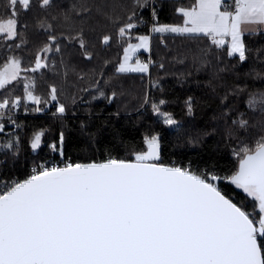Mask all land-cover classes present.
<instances>
[{"label": "snow or ice", "instance_id": "1", "mask_svg": "<svg viewBox=\"0 0 264 264\" xmlns=\"http://www.w3.org/2000/svg\"><path fill=\"white\" fill-rule=\"evenodd\" d=\"M35 2L42 9L51 4V0ZM148 2L133 0L138 8L147 7ZM32 6L33 0H3L0 40L7 47L12 48V42L20 38L18 29L27 27L21 25L20 14ZM175 11L182 15V24H160L153 7L151 31L203 34L212 45L227 46V56H238L240 62L247 59L245 33L261 30L242 26L264 28V0H195L192 6ZM81 12L88 13L89 9L83 6ZM58 20L55 15L38 20L47 37L29 54L32 66L22 67L21 56L6 58L0 69V91L19 82L22 72L48 68L49 54L61 51V41L78 43L83 56L92 58L84 22L76 26L67 13L63 14L68 33H75L72 35L58 32ZM108 20L114 31L97 36L96 41L109 45L116 38L127 43L116 71L147 73L153 63L150 59L136 58L133 62L140 49H149V35H133L142 18L133 10L125 17ZM132 39L138 42L131 43ZM26 43L21 40L14 47L20 49ZM24 81L23 97L14 95L13 89L0 98V120L6 117L15 125L11 111L19 108L22 100L36 105L58 101L55 84L47 86L49 100L35 94L34 78L25 77ZM104 95L101 91L100 96ZM115 96L113 92L107 97L110 103ZM164 103L159 101V105ZM186 103L191 114L192 98ZM159 105L152 103L153 112L163 117L165 125H177ZM247 105L250 110L264 107V93L253 94ZM33 110L42 111L40 107ZM65 110V105L58 103L57 113ZM233 123L242 128L248 125L243 114ZM5 127L0 122V134ZM42 136L43 132L34 134L30 144L33 151L40 148ZM63 141L61 133L59 145H50L61 156ZM143 143L146 150L134 151L132 158L42 162L23 179L0 176V264H264V135L233 151L238 164L235 171L224 176L211 166L194 170L191 164L160 162L159 133L145 135ZM16 146L17 141H0V147L7 151ZM225 181L250 198L251 210L221 189Z\"/></svg>", "mask_w": 264, "mask_h": 264}, {"label": "trees", "instance_id": "2", "mask_svg": "<svg viewBox=\"0 0 264 264\" xmlns=\"http://www.w3.org/2000/svg\"><path fill=\"white\" fill-rule=\"evenodd\" d=\"M195 0H149L148 6L138 8L133 0H51L47 8L33 6L27 13L21 12V33L9 48L0 40V69L6 58L23 57L22 67L32 66L30 53L35 52L47 37L38 20L59 17L57 30L68 33L63 14L79 26L83 21L85 39L92 58L83 56L78 43L61 41V51L50 53L49 67L37 73H21L19 82H13L0 91V98L14 89V95L23 97L24 78H34L35 94L49 99L48 85L57 87L58 101L45 111L32 101L22 100L21 107L27 113L11 115L15 125L5 117L6 133L0 141H17V146L7 151L0 147V176L23 179L30 167L42 161L59 158L51 149L59 145L63 133V160L73 162L101 161L109 157L132 158L134 151H143V138L149 133H159L160 162L187 166L194 170L212 167L221 176L228 175L238 164L233 151L243 144H253L264 135V107L250 110L247 102L253 94L264 93V30L245 33L243 39L248 49L247 59L240 62L238 56L228 57L227 46L218 48L203 34H152L150 53L140 55L148 61L149 73H118L126 42L114 38L109 45H101L96 37L114 28L108 18L125 17L135 10L143 22L133 35L150 34L154 23L152 8H156L160 24H180L182 15L177 7H190ZM0 0V13H3ZM86 6L88 13L81 12ZM49 22H51L49 20ZM90 29H95L94 32ZM25 40L20 49L14 44ZM135 41L132 39L130 42ZM63 61V63H61ZM54 62V63H53ZM163 65V67H161ZM104 96H100V92ZM116 96L111 103L107 99ZM147 96L148 102L145 103ZM94 97H96L94 99ZM192 98V113L187 110L188 98ZM164 100L163 105L159 101ZM65 105V114H55L56 105ZM152 103L170 113L179 125L170 128L153 112ZM49 104V103H47ZM47 104L41 103L43 108ZM248 121L240 127L234 120ZM43 132L40 148L30 147L34 134ZM221 189L243 202L251 210L250 198L241 189L228 182Z\"/></svg>", "mask_w": 264, "mask_h": 264}, {"label": "crops", "instance_id": "3", "mask_svg": "<svg viewBox=\"0 0 264 264\" xmlns=\"http://www.w3.org/2000/svg\"><path fill=\"white\" fill-rule=\"evenodd\" d=\"M182 23H183V22H182ZM182 23H180V24H182ZM242 27H244V28H246V29H249V30H251V29H257V28H261L260 31L264 30V28H262V26L251 25V24H249V25H243ZM249 32H253V31H249ZM249 32H246V33H249ZM152 34H159V35L162 37V36H164V35H166V34H180V33H155V32H152V31H151L150 34H141V35H149V36H150L149 49H148V50L140 49V50L137 52L136 57H134L133 62L135 61L136 58H139L140 60L147 62V61H146V60H145L140 54H141V53H147V54L150 53L151 42H152ZM137 42H138V41L135 40V41H132L131 43H137ZM122 57H123V54H122ZM122 57H121V60H122ZM118 66H119V65H118ZM147 73H149V70H148Z\"/></svg>", "mask_w": 264, "mask_h": 264}, {"label": "built area", "instance_id": "4", "mask_svg": "<svg viewBox=\"0 0 264 264\" xmlns=\"http://www.w3.org/2000/svg\"><path fill=\"white\" fill-rule=\"evenodd\" d=\"M18 112H21V113H27V111L26 110H24V109H22V107H21V105H20V107L19 108H15V109H12V111H11V115H14V114H17ZM63 161V158H62V156H60L59 158H54V159H49V160H45V161H42V162H52V163H60V162H62ZM42 162H40V163H42ZM34 166H36V165H33V166H31L30 167V171H31V169L34 167Z\"/></svg>", "mask_w": 264, "mask_h": 264}, {"label": "rangeland", "instance_id": "5", "mask_svg": "<svg viewBox=\"0 0 264 264\" xmlns=\"http://www.w3.org/2000/svg\"><path fill=\"white\" fill-rule=\"evenodd\" d=\"M54 102V101H53ZM53 102H50L49 104H47L46 106H44L43 108H41L42 109V111H45L47 108H49L50 106H51V104L53 103ZM39 106L41 107V105L39 104ZM49 106V107H48ZM57 107H58V104L56 105ZM57 107H56V109H57ZM41 111V112H42ZM161 112H163V111H161ZM55 114H58V115H63V114H65V112L64 113H57V111H55ZM157 115V114H156ZM158 117H160V118H162L163 119V117L162 116H159V115H157ZM173 118V117H172ZM174 119V118H173ZM176 120V119H175ZM2 120H0V122H1ZM177 121V125H175V126H169L170 128H175V127H177L178 125H179V121L178 120H176ZM168 126V125H167ZM9 131V130H8ZM8 131H6V130H4V133H6V132H8ZM41 143H42V137H41Z\"/></svg>", "mask_w": 264, "mask_h": 264}]
</instances>
